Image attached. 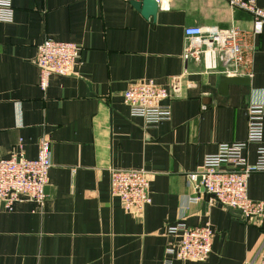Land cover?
<instances>
[{"label": "crops", "instance_id": "1", "mask_svg": "<svg viewBox=\"0 0 264 264\" xmlns=\"http://www.w3.org/2000/svg\"><path fill=\"white\" fill-rule=\"evenodd\" d=\"M11 3L12 20L0 19V159L14 149L35 159L46 138L52 167L43 203L0 202V264H255L264 217L245 221L198 182L206 157L245 142L248 109L264 105V27L254 33L251 13L228 0H163L150 18L131 0ZM233 25L253 47L252 75L224 89L222 62L208 69L210 59L188 56L185 29ZM48 38L82 51L73 74L53 75L43 89L35 59ZM148 79L172 91L171 119L156 125L133 116L123 98ZM246 154L256 163L258 145ZM112 168L150 173L152 202L141 214L111 194ZM248 194L264 201V171L250 176ZM179 223L213 228L205 261L167 253L179 242L168 228Z\"/></svg>", "mask_w": 264, "mask_h": 264}, {"label": "built area", "instance_id": "2", "mask_svg": "<svg viewBox=\"0 0 264 264\" xmlns=\"http://www.w3.org/2000/svg\"><path fill=\"white\" fill-rule=\"evenodd\" d=\"M159 4L163 0H156ZM231 7L243 9L253 16L254 33L264 27V8L254 0H228ZM11 0H0V19L11 21ZM190 38L187 55L203 56L211 62L208 69L217 67L220 60L222 73L228 77L252 75L253 47L247 43L248 34L240 26L185 29ZM82 48L73 42L46 39L38 47L35 63L40 70V86L46 89L53 75H71L78 63ZM178 92V89L175 90ZM131 114L141 117L145 125H156L171 119V106L166 100L172 91L153 79L131 85L123 94ZM258 145V160L251 163L246 154L249 144ZM52 167L50 141L42 138L38 157L29 159L24 151L14 149L10 156L0 159V202L7 209L25 199L43 203L47 198L49 172ZM264 171V105L248 109V138L240 143H223L217 154L206 157L198 174L209 200L240 213L245 221L264 217V201L252 199L248 194L250 176ZM149 172L145 169H110L111 194L120 199L128 212L141 214L152 202ZM200 198H196L198 201ZM168 233L179 238L176 247L167 253L184 261H205L211 254L215 232L207 225L191 227L185 223L169 226ZM169 263V260L166 261ZM255 264H264V252Z\"/></svg>", "mask_w": 264, "mask_h": 264}, {"label": "water", "instance_id": "3", "mask_svg": "<svg viewBox=\"0 0 264 264\" xmlns=\"http://www.w3.org/2000/svg\"><path fill=\"white\" fill-rule=\"evenodd\" d=\"M131 3L145 18L156 17L160 9V4L156 0H131ZM244 81L245 79L242 77L224 76L222 78V87L226 89L229 83H240ZM198 182H201L200 176Z\"/></svg>", "mask_w": 264, "mask_h": 264}]
</instances>
